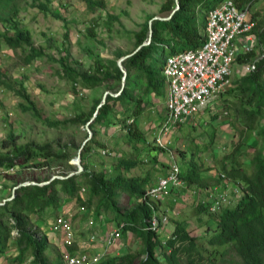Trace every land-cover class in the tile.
<instances>
[{
    "label": "trees",
    "instance_id": "16d2710c",
    "mask_svg": "<svg viewBox=\"0 0 264 264\" xmlns=\"http://www.w3.org/2000/svg\"><path fill=\"white\" fill-rule=\"evenodd\" d=\"M220 1L222 0H178L177 3L170 1L164 4L161 12L168 13L167 17L170 18L175 11L172 17L155 21L150 19L144 29L136 34V49L128 55L120 56L126 58L123 67L127 77L123 90L124 73L119 68L117 60H97L93 67L94 72L91 75H82L70 67L66 59H62L63 75L76 86L81 79L84 86L90 89L113 86L120 90L121 93L117 97L108 95L95 121H106L109 125L114 122L110 116H116L119 112L116 110L118 104L127 107L124 115L134 117V121L126 126L125 138L131 148L140 153L139 146L145 134L136 123V118L142 114L143 107L146 106L145 97L155 95L162 99L165 94L164 62H160L159 55L162 54V50L167 52L168 48L175 52L179 46L180 50L201 46L205 39L207 23V19H202L201 13L208 12ZM235 1L239 8L244 9L254 0ZM23 3L24 0H0V26L6 28L1 39L8 49L13 51L21 49L25 56L22 61L24 64H30L35 59L43 57L44 53L33 46L29 31L21 28L19 16ZM86 4L87 10L92 14L106 8L105 0H86ZM178 4L179 9L176 10ZM41 5L43 9L45 5ZM150 21L152 24L149 29ZM11 32L13 35H10ZM150 32L151 41L144 45L149 41ZM90 33L94 36L93 31L90 30ZM260 35L261 43L264 45V33ZM256 55V52L239 55L238 62L251 61ZM257 66L254 73L238 78L235 87L230 91L238 100L234 110L239 119L238 130L244 140L242 146L248 135L253 133L264 140V59ZM16 85L17 83L0 72L1 87L18 93L28 104L25 109L34 113L45 126L60 129L61 123L42 119L24 85L21 84L18 90ZM101 102L102 99L96 100L90 116L81 115L73 124L87 125ZM91 131L95 135L93 128ZM95 143L93 136L81 150L84 171L79 175L36 179L37 184L20 186L15 191V197L0 206V257L7 254L12 247L10 242H14L17 255L10 258V264H25L31 258L34 264H62V261L59 263L50 260L47 255L49 239L46 235L41 238L35 236L40 230L35 227L30 216H37L39 219L45 216L50 220L61 210L63 202L69 199L74 200L79 209L81 207L93 209L95 219L99 221L107 216L106 213L112 212L115 214L112 220L118 224L122 221L127 223L124 234L131 232L141 240L143 244L141 252H129L108 258L103 264H264L263 149H255L247 165L238 160L237 153L231 159L228 158L231 160V168L223 164V174L232 182L241 184L244 192L235 205L227 207L220 214L210 213L209 206L198 207L196 215L207 212L209 214L203 224L205 228L209 227V232L205 234L206 247L202 245L204 238L192 232L184 221H179L175 225L173 233L164 243L159 240L160 233L146 230L150 226L154 210L158 209L156 203L143 200L145 186L154 180L149 176L144 178L127 176L126 173L138 164L131 159H123L107 166L108 158L99 156L107 163H103L101 168L90 169L87 158L88 155L95 153L93 147ZM241 145L237 151L241 149ZM3 148L8 152L0 151V170L16 171L24 167L43 170L48 168V163L45 162L50 158L68 162L73 157L66 149L52 152L31 144L18 145L13 133H9ZM150 156L153 162H157L158 152L154 151ZM40 158L47 161L30 163L31 160ZM110 160L114 158H109ZM10 176L14 178L18 175ZM181 178L188 190L194 186L208 190L211 186L221 184V178L204 177L202 167L197 164H191L186 170L181 171ZM47 182L49 183L43 186L39 185ZM22 183L20 182V185ZM83 186L87 189L88 198L83 197ZM122 196L126 201L124 207L119 204ZM211 222L213 225H210ZM75 246L72 248L73 252L76 251ZM219 248H222V251ZM217 252L219 256L216 255Z\"/></svg>",
    "mask_w": 264,
    "mask_h": 264
},
{
    "label": "rangeland",
    "instance_id": "374dc122",
    "mask_svg": "<svg viewBox=\"0 0 264 264\" xmlns=\"http://www.w3.org/2000/svg\"><path fill=\"white\" fill-rule=\"evenodd\" d=\"M170 1L178 2V0H105L106 8L92 14L87 10L86 0H24L19 16L21 28L29 31L33 46L44 53L43 57L35 59L30 64H24L22 61L25 56L21 49L10 50L2 42L1 35L6 28L0 26V72L2 71L7 78L17 83V90L21 84L24 85L42 119L61 123L60 129L45 126L34 113L25 109L28 104L20 98L18 93L0 86V151L8 152L3 148V143L9 133H13L18 145L31 144L52 152L66 149L73 155L68 162L50 158L48 162H45L48 163V168L43 170L24 167L19 168L20 170L16 169L19 172L15 173L18 176L14 178L10 175L15 174H6L1 182L3 194L0 197V203L5 204L11 201L16 195L17 188L22 185H32L36 183V179L48 176L59 178L66 175H79L84 171V166L74 161L78 159L84 144L93 139V136L96 141L93 146L95 153L88 155L87 158L90 169L101 168L103 163L107 162V166H110L120 160L131 159L138 164L126 173L127 176L140 178L149 176L154 181L164 176L168 169V150L155 145L154 133L157 132L166 114L167 83L164 90L165 106L163 102H160L163 98L145 97L146 106L143 107L142 114L136 118V123L145 134L139 146V153L126 141V126L134 121V117L124 115L127 107H123L122 104L116 107L119 111L117 115L110 116L114 122L109 125L106 121H94L88 129V124H73L81 115L90 116L94 102L103 100L107 92L114 96L121 92L113 86L90 89L84 86L81 79L76 86L63 75L61 60L66 59L68 65L82 75H91L97 60H117L119 63L125 58L120 56L128 55L136 49V34L144 29L150 19L154 21L155 18L168 19V13H162L161 8ZM41 4L45 5L43 9ZM248 8L257 23L255 35L259 38L260 34L264 33V0H254ZM202 13V19H207L208 12ZM111 17L118 19L114 20ZM151 24L152 21L149 22V29ZM90 30L94 32V36ZM10 35L13 33L11 32ZM150 41L151 32L149 41L144 45L149 44ZM261 45L264 47L263 44ZM180 48L179 46L176 50ZM66 50H68L67 53ZM169 53L170 49L167 52L162 50V54L159 55L160 62H164ZM238 64L241 63L238 62ZM238 68V65L234 66L229 88L219 102V107L213 112L208 110L200 113L191 123L179 126L171 135L172 138L174 137L173 144L170 146L166 144L169 146L170 153L172 152L176 158L181 171L186 170L191 164H197L202 167L204 177L219 175L223 174V164L231 168L230 159L234 154L237 153L238 160L247 165L255 149L260 148L264 151V140L255 133L248 135L245 144L241 145L244 140L240 136L237 126L239 119L234 110L238 100L235 94L230 93L235 87L236 80L244 77ZM225 112H228L227 115ZM91 128L94 129L95 135L89 131ZM240 145L242 147L237 151ZM103 149H110L114 160L109 161L108 158L105 162L101 159L99 153ZM154 151L158 152L157 162H153L150 156ZM44 161L47 160L40 158L33 159L30 163ZM20 182H23L22 185ZM213 188L214 186H211V189L206 190L194 186L184 193L174 207L170 203L164 206L169 208V223L159 231L160 242L164 243L173 233L175 225L179 221H184L192 232L204 238L202 245L207 247L205 234L209 232V227L205 228L203 224L209 214L207 212L196 215V211L201 205L208 206L210 193L215 192ZM231 192L234 194V190ZM83 197L88 198L87 191L83 193ZM63 203L66 210L73 216L72 222L76 234L83 237L88 225L86 216L81 214L74 200L66 199ZM119 204L122 207L126 205L123 196ZM106 214L109 220H105L104 224L110 231L117 226L118 222L112 220L115 214L112 212ZM30 219L43 235L52 233L51 236H47L49 239L47 255L51 261L60 263L62 235L47 229L49 219L45 216L43 219L30 216ZM98 222L102 226L103 219ZM210 225H213L212 222ZM123 236L122 243L125 248L116 253L113 252L109 258L122 256L126 249L129 252L143 250V244L136 235L127 232ZM106 241L104 240L105 243ZM116 244L113 250L117 248ZM10 245L12 247L6 254L9 258L13 257L12 250L15 247L13 242H10ZM105 245L107 246V243ZM219 249L222 251V248ZM119 252L121 253L118 254ZM216 255L219 256V253L217 252Z\"/></svg>",
    "mask_w": 264,
    "mask_h": 264
},
{
    "label": "built area",
    "instance_id": "2783aa9c",
    "mask_svg": "<svg viewBox=\"0 0 264 264\" xmlns=\"http://www.w3.org/2000/svg\"><path fill=\"white\" fill-rule=\"evenodd\" d=\"M256 27L257 23L248 7L241 9L235 0H222L208 11L205 39L201 46L175 52L168 48L170 53L165 57L163 67V76L168 85L166 114L154 134L155 145L168 150L169 167L166 175L145 186L143 200L158 205L146 230L159 233L160 229L169 223V208L164 206L168 203L173 206L188 191L181 178V168L168 148L174 142L171 135L179 126L191 123L198 114L208 110L213 112L219 107V102L229 88L239 55L257 52L254 59L241 63L239 67L243 76L257 71L258 63L264 59V47L255 35ZM227 113L225 112L226 115ZM99 155L104 158L114 156L110 149L101 150ZM76 161L74 162L79 164ZM16 172L15 169L0 170V196L3 194L1 182L5 175ZM216 177L221 178V184L214 186L215 192L210 193L208 199V211L212 214H220L227 207L235 205L244 192L241 184L232 182L225 174H217ZM233 190L234 194L231 192ZM86 191V187L83 186L82 193ZM1 205L3 203H0ZM79 210L82 215L88 217L89 226L94 227L96 219L93 210L86 207ZM72 218V214L63 204L55 217L49 220V229L62 235V264H103L111 255L110 249L112 250L116 242L123 239V231L127 226V223L122 221L108 231L104 252L93 254L73 252L77 234ZM105 220L104 216L103 222ZM35 236L41 238L43 234L37 232ZM99 238L101 237L98 234L93 233L90 239L95 244L98 241L103 243V238Z\"/></svg>",
    "mask_w": 264,
    "mask_h": 264
},
{
    "label": "crops",
    "instance_id": "0c3cea01",
    "mask_svg": "<svg viewBox=\"0 0 264 264\" xmlns=\"http://www.w3.org/2000/svg\"><path fill=\"white\" fill-rule=\"evenodd\" d=\"M259 40H260V37H259ZM260 42H261V40H260ZM262 44V43H261ZM238 65V67H240L241 66V64H238V62L236 63V65L235 66H237ZM238 70H239V68H238ZM153 96H155V95H151V96H149L150 97V99H152V97ZM156 100V99H155ZM151 102H152V100H150ZM160 102H163V104L165 103V96H163V101H160ZM164 106H165V104H164ZM162 119V118H161ZM160 119V120H161ZM167 171H168V169H167ZM167 173V172H166ZM166 173L164 174V175H166ZM212 173V172H211ZM216 176V174H214L212 177H215ZM157 180V179H156ZM84 216H86V215H84ZM86 219H87V221H88V217L86 216ZM88 225H87V228H86V230H85V235H83V237H79L78 235H77V239H78V241H77V239H76V246H75V249H76V252H87V253H99V252H104V250H105V244H103L104 243V240H106V238L108 237V226H106L105 224H104V222L102 223V226H100V224H99V222H98V220H96V224H95V226L94 227H90L89 226V221H88V223H87ZM47 229H49V227L47 228ZM50 230V229H49ZM93 233H96V234H98L99 235V237H102L103 238V243H99V241L98 242H96L97 244H95V242L94 243H92L91 242V236L93 235ZM52 235V233H48L47 234V236H51ZM102 238H99V239H102ZM79 239H81V241L79 240ZM122 241L123 240H120V241H118V243L116 244L117 245V248L116 249H110V254H111V256H112V254H113V252L114 253H116V251H119L120 249H122V248H125V245H124V243H122ZM14 243V242H13ZM13 246H15V243H14V245ZM16 247V246H15ZM15 247H14V250H12L13 252H12V255H13V257L14 256H16L17 255V252H16V250H15ZM127 250V249H126ZM125 250V252H123V255L126 253H129V251L127 252ZM121 251H123V250H121ZM121 252H119L118 254H120ZM11 258V257H10ZM10 258H9V256L8 255H5V256H2V257H0V264H9L10 263ZM28 263V261L25 263V264H27ZM29 264H34V263H32V259L31 260H29Z\"/></svg>",
    "mask_w": 264,
    "mask_h": 264
},
{
    "label": "water",
    "instance_id": "95a60500",
    "mask_svg": "<svg viewBox=\"0 0 264 264\" xmlns=\"http://www.w3.org/2000/svg\"><path fill=\"white\" fill-rule=\"evenodd\" d=\"M179 9V4H178V7H177V9L176 10H178ZM175 13V11L172 13V15ZM172 15L170 16V18L172 17ZM170 18H168V19H170ZM159 18H155V20H158ZM151 35H152V32H151ZM140 49V48H139ZM138 49V50H139ZM126 58H123V59H121V61H119V63H118V65H119V68L123 71V73H124V77H123V86H122V90L124 89V87H125V81H126V77H127V72H126V70L124 69V67H123V61L125 60ZM108 95H110L109 94V92H107L106 94H105V96L103 97V100H102V102H101V104L98 106V108H97V110H96V112H95V114H94V116H93V118L91 119V121L88 123V129H89V126L90 125H92L93 123H94V121L96 120V118L98 117V114H99V110L103 107V105L106 103V100H107V97H108ZM89 131H91V129L89 130ZM86 145V143L84 144V146ZM77 163H81V151H80V153H79V156H78V159H77V161H76ZM71 176H73V175H71ZM22 186H26V185H22Z\"/></svg>",
    "mask_w": 264,
    "mask_h": 264
}]
</instances>
